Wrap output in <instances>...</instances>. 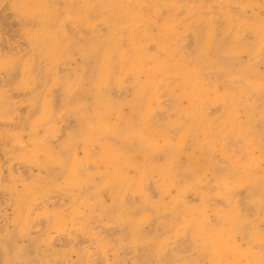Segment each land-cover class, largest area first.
<instances>
[{
    "label": "bare ground",
    "instance_id": "bare-ground-1",
    "mask_svg": "<svg viewBox=\"0 0 264 264\" xmlns=\"http://www.w3.org/2000/svg\"><path fill=\"white\" fill-rule=\"evenodd\" d=\"M0 264H264V0H0Z\"/></svg>",
    "mask_w": 264,
    "mask_h": 264
}]
</instances>
